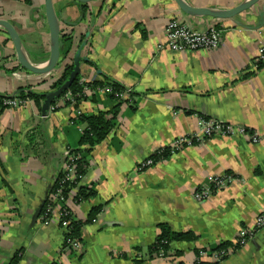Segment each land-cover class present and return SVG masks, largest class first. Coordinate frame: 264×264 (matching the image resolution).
<instances>
[{
    "label": "crops",
    "instance_id": "0c3cea01",
    "mask_svg": "<svg viewBox=\"0 0 264 264\" xmlns=\"http://www.w3.org/2000/svg\"><path fill=\"white\" fill-rule=\"evenodd\" d=\"M185 1L219 10L247 0ZM53 2L62 15V31L73 28L62 19L77 21L79 5ZM85 10L77 26L89 32L80 79L131 88L134 101L120 104L116 126L90 152L79 184L93 187L95 195L77 203L78 186L68 195L73 219L84 222L77 250L65 245L59 201H53L49 223L35 215L50 198L69 150L80 146L85 125L76 120V110L80 115L111 111L118 102L97 93L43 116V97L0 112V264H192L200 250L212 252L225 242L230 254L217 264H264V228L235 246L239 231L253 228L264 210V62L257 60L264 45V0L225 19L192 16L177 0H94ZM173 18L196 30L218 26L219 46L159 47ZM0 19L17 23L29 59L46 65L51 40L45 0H0ZM15 59L14 45L0 26V94L16 93L21 86L44 94L54 89L65 67L38 74ZM202 117L245 126L259 141L250 134L214 135L137 170L160 147L197 133ZM225 172L235 175L233 183L206 200L195 198L198 187ZM99 205L102 211L86 223ZM160 224L197 237L173 241L179 255L151 256Z\"/></svg>",
    "mask_w": 264,
    "mask_h": 264
},
{
    "label": "built area",
    "instance_id": "2783aa9c",
    "mask_svg": "<svg viewBox=\"0 0 264 264\" xmlns=\"http://www.w3.org/2000/svg\"><path fill=\"white\" fill-rule=\"evenodd\" d=\"M222 37V30L216 25H210L206 30H195L189 28L185 23L181 22L179 19H171L166 27V41L163 45L159 47L168 48L173 51H196V50H213L216 49ZM257 60L259 62H264V45H261L258 49ZM80 85L82 90L75 96L72 92L68 91L66 94L59 99V103L63 105L75 106L78 99L84 101L88 99L92 94L103 93L106 95H111L112 99L116 102H132L130 98L131 88H125L123 91H116L110 85L104 86H92L87 82L86 79L81 80ZM27 102V99L20 98L19 96H6L2 105L5 108H18L23 106ZM55 106H52L54 109ZM77 114H82L81 110H76ZM244 134L249 135L250 130L241 125H234L226 121H221L216 118H206L202 117L200 120V130L197 133L191 135H182L174 139L171 143L164 145L157 149L155 154L163 155L165 151H169L170 154L178 152L180 149L186 145H191L195 143L204 142L207 138L214 135L231 136ZM251 135V134H250ZM251 139L254 143L259 141V136L257 134H252ZM69 160H72V156H68V159L64 165L67 170V179H74L76 176L75 167ZM156 163L154 157L150 156L144 159L139 165V170H144ZM82 178V175L80 176ZM236 179L235 175L230 172H225L219 175H213L209 182L202 184L198 187L194 193L195 198L198 201H203L227 187ZM48 202L46 210L41 215V220L47 224L51 221L52 214L54 212L53 201H59L60 205V225L68 232L69 227V216H71V211L63 206L64 198L60 196L58 192L55 197L51 196ZM264 228V210H262L256 217L255 225L251 229L242 228L239 233L235 246L245 245L249 239H251L255 233ZM65 245L67 248L77 250L81 248V242L77 238H65ZM231 248H221L215 251H207L202 249L199 251L194 263L192 264H217L222 261L226 256L230 254ZM168 256V255H167ZM163 253L159 257H167ZM172 264H178L173 262Z\"/></svg>",
    "mask_w": 264,
    "mask_h": 264
},
{
    "label": "trees",
    "instance_id": "16d2710c",
    "mask_svg": "<svg viewBox=\"0 0 264 264\" xmlns=\"http://www.w3.org/2000/svg\"><path fill=\"white\" fill-rule=\"evenodd\" d=\"M62 40L66 44L67 37L65 35L62 36ZM63 52H66V47L63 48ZM73 68V65H68L63 73L60 75V77H57L55 81L52 84V87L57 88L61 84L65 82V80L68 78L71 70ZM14 70H16L14 68ZM92 86L95 84L96 86H104V85H110L113 87L114 90L118 91H123L125 87L111 82V81H101V82H93L90 83ZM82 90V86L80 85V75L78 78L73 82V84L70 86V88L66 91L72 92L75 96L77 93H79ZM66 92L59 98H57L53 104H56L59 102V99L62 98ZM16 96L24 97V98H29V99H34L37 103H39L42 98L44 97L43 94L36 93L31 90L30 87H25L21 86L19 87L18 91L16 92ZM110 98L111 95H108ZM6 97L4 94H0V112L5 109V107L2 105L3 99ZM130 98L134 101L133 93L130 94ZM80 100L78 99L77 104L75 106H78ZM128 102V100H127ZM121 103H124V101H119L114 108L111 111H100L95 114H83L79 115L76 120L79 123H84L85 128L82 130V135L80 139V146L75 149H70L68 152V156H72V160H69L71 164L74 165L75 167V172L76 176L74 179L70 180L67 179V170L63 169L60 171V173L57 176V179L54 183V185L51 188V193L53 197L54 193L57 192L58 190L61 192V197L64 198L63 201V206L66 207V209H69L72 214V210L70 207L67 205L66 201L68 199V195L70 191L73 188H77V192L73 198L74 201L77 203H80L86 199H89L95 195V190L93 187H90L88 185L79 184V181L81 180L80 176L82 177L87 174V171L90 166V159L89 155L90 152L92 151V148L95 144L98 142L104 140L110 133V131L116 126V117L118 114V109ZM132 103V102H128ZM133 105V104H132ZM169 151H165L163 155H158V154H153L152 157L157 161L164 160L168 156H170ZM79 184V185H78ZM51 197V196H49ZM49 199L45 201V203L42 206L40 214L45 212L46 207L48 206ZM54 205V204H53ZM103 205L96 206L92 208L89 217L86 221L91 222L95 220V217L98 213L102 211ZM69 227H68V232L66 231L65 238L70 239V238H77L79 241H82L81 239V227L83 226L84 222L82 221H77L73 219V214L69 216ZM197 237L196 234L191 233V232H177L173 231L169 225L167 224H160V232L153 244L150 246V255L151 256H160L161 253H163L164 256L170 255L172 252L175 253V255H179V251H174L171 248V243L173 241H191L194 240ZM229 243L225 242L222 245H220L217 249L225 248L227 247ZM179 264H183L179 262Z\"/></svg>",
    "mask_w": 264,
    "mask_h": 264
},
{
    "label": "water",
    "instance_id": "95a60500",
    "mask_svg": "<svg viewBox=\"0 0 264 264\" xmlns=\"http://www.w3.org/2000/svg\"><path fill=\"white\" fill-rule=\"evenodd\" d=\"M79 5L82 13L77 21H68L62 19V22L66 26L73 28L67 29V31H62L61 29V13H58L55 9L53 0H45L46 17L48 25L50 28V40H51V50L49 60L46 65L41 66L37 63L32 62L27 53L25 52L23 39L18 31V24L6 19H0V26L9 35L14 48H15V61L19 67L24 68L30 72L38 74L52 73L59 66H66L70 61H72L73 68L63 84L59 87L44 93V101L42 104V114L47 116L50 111L51 104L59 97H61L77 79L82 71V52L83 48L87 44V38L89 37V32H83L78 30L77 26L85 18L86 10L85 8L91 1L94 0H73ZM261 0H247L233 8L230 9H211L206 7H195L185 0H177L182 11L192 16H212L215 18L225 19L233 18L243 11H246L254 7ZM193 28V27H191ZM67 37L66 44L62 40V36ZM66 47V52H63V48ZM62 60V62H61ZM65 70V67H64ZM63 70V71H64ZM63 73V72H62ZM61 73V74H62ZM16 93H11L6 96H16ZM42 206L38 209L36 213L37 218L41 212Z\"/></svg>",
    "mask_w": 264,
    "mask_h": 264
},
{
    "label": "bare ground",
    "instance_id": "6f19581e",
    "mask_svg": "<svg viewBox=\"0 0 264 264\" xmlns=\"http://www.w3.org/2000/svg\"><path fill=\"white\" fill-rule=\"evenodd\" d=\"M188 26V25H187ZM189 28H191L190 26H188ZM192 29H194V28H192ZM196 30V29H195ZM61 62H62V60H61ZM68 65H72V61H70L68 64H66V66H65V68L68 66ZM78 78V77H77ZM81 80H83V79H80V82H81ZM89 83V82H88ZM52 88H54V87H52ZM55 89V88H54ZM33 91V90H32ZM116 91H118V90H116ZM20 97V96H19ZM20 98H23V99H27V101L29 100V98H24V97H20ZM27 103V102H26ZM25 103V104H26ZM24 104V105H25ZM61 105H63V104H60L59 102H57L56 104H51V107H50V110H55V109H57L58 107H60ZM52 106H55V108L54 109H52ZM22 107V106H21ZM67 159H68V155H67V157H66V161H67ZM66 161H65V163H66ZM138 167V166H137ZM64 169H65V167H64ZM137 170L138 171H141V170H139L138 168H137ZM83 178V177H82ZM58 192H60L59 190L57 191V192H55L54 193V196L58 193ZM60 195H61V192H60ZM50 196H52V194L50 195ZM72 215V214H71Z\"/></svg>",
    "mask_w": 264,
    "mask_h": 264
}]
</instances>
